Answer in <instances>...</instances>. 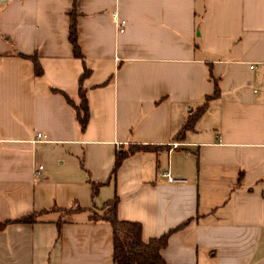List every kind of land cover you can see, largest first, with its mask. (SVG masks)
<instances>
[{
  "label": "crops",
  "instance_id": "0c3cea01",
  "mask_svg": "<svg viewBox=\"0 0 264 264\" xmlns=\"http://www.w3.org/2000/svg\"><path fill=\"white\" fill-rule=\"evenodd\" d=\"M84 69L82 132L52 89L77 105ZM132 145L155 149L112 175ZM114 197L144 242L172 231L166 264H264V0H0V223L45 212L0 231V264H114L90 220Z\"/></svg>",
  "mask_w": 264,
  "mask_h": 264
},
{
  "label": "trees",
  "instance_id": "16d2710c",
  "mask_svg": "<svg viewBox=\"0 0 264 264\" xmlns=\"http://www.w3.org/2000/svg\"><path fill=\"white\" fill-rule=\"evenodd\" d=\"M76 19L77 15L75 10H73L70 14V26L68 32V40L72 47V52L75 58L83 60V56L81 54L78 40H77V30H76ZM21 58H26L31 61L35 76L40 77L43 75L42 68L38 62L36 56L34 57H25L19 55ZM89 71L86 69L83 70V73L79 80V103L74 104L67 95L58 89H52L54 93H58L64 97L66 102L72 107L76 114V120L79 124L80 130L83 132L87 126L90 114L88 108V101L86 97V92L81 88V84L83 80L88 77ZM209 80L212 82L214 86V93L211 97L206 99H214L219 97V87L218 81L214 79L211 72H209ZM206 108V104L197 112L195 117H192L186 124L184 125L181 132L178 134V137H182L186 132L192 130L194 128V124L196 120L199 118L201 114L204 113ZM154 147L144 146V145H132L129 150L116 158L114 169L112 175H114L116 169L127 155H132L136 153H142L146 151H153ZM94 187V185H92ZM117 207V198H113L112 200L105 203L103 210L100 213L93 211L90 215V220L92 222H106L110 225L112 229V241H113V253L112 260L114 264H166L161 256V250L166 246L167 239L169 234H165L159 238L151 239L147 242H144L141 237V226L138 223L120 221L117 218L116 214ZM52 211L61 212L63 215H70L74 212L83 211L81 208L76 206L75 209H55ZM45 213V212H43ZM43 213H35L18 220L14 221H6L0 223V231L6 228L11 224H33L37 222L38 217H40ZM61 221H58V226H60Z\"/></svg>",
  "mask_w": 264,
  "mask_h": 264
},
{
  "label": "built area",
  "instance_id": "2783aa9c",
  "mask_svg": "<svg viewBox=\"0 0 264 264\" xmlns=\"http://www.w3.org/2000/svg\"><path fill=\"white\" fill-rule=\"evenodd\" d=\"M25 1H29V0H25ZM114 22H115V24L117 26L118 32L122 33L124 31L125 21L119 20L116 17V15L114 14ZM36 137L38 139H41V138H43V135L42 134H37ZM41 169H42V167L41 166H38V168H37L36 171H40ZM161 176L167 178V180L170 181V182L173 181V179L170 177V175L168 173H162Z\"/></svg>",
  "mask_w": 264,
  "mask_h": 264
},
{
  "label": "rangeland",
  "instance_id": "374dc122",
  "mask_svg": "<svg viewBox=\"0 0 264 264\" xmlns=\"http://www.w3.org/2000/svg\"><path fill=\"white\" fill-rule=\"evenodd\" d=\"M193 129H194V128H193ZM193 129H192V130H193Z\"/></svg>",
  "mask_w": 264,
  "mask_h": 264
}]
</instances>
